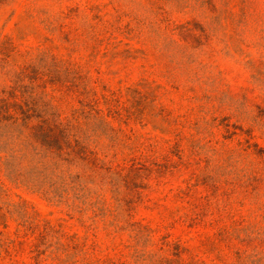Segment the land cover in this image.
<instances>
[{
	"label": "rangeland",
	"instance_id": "374dc122",
	"mask_svg": "<svg viewBox=\"0 0 264 264\" xmlns=\"http://www.w3.org/2000/svg\"><path fill=\"white\" fill-rule=\"evenodd\" d=\"M40 50L90 71L115 126L94 138L130 167L120 189L98 179L96 232L87 217L15 190L43 216L96 233L102 248L151 252L162 239L137 243L127 232L109 235V224L142 221L195 247L198 230L212 227H188L203 218L193 201L217 228L264 213V0H0V51L18 64ZM52 88L65 108L80 94L72 85ZM222 249L226 259L217 263L229 264ZM201 250L196 264H210Z\"/></svg>",
	"mask_w": 264,
	"mask_h": 264
},
{
	"label": "trees",
	"instance_id": "16d2710c",
	"mask_svg": "<svg viewBox=\"0 0 264 264\" xmlns=\"http://www.w3.org/2000/svg\"><path fill=\"white\" fill-rule=\"evenodd\" d=\"M93 37L98 44L102 40L100 34L91 32ZM0 54L5 56L0 58H6L5 83L0 85L2 260L9 264H196L201 258H196L195 251L203 248L201 251L211 257L210 264H218L226 259L222 251L226 245L229 264H264V213L254 220L217 228L207 208L198 209V202L193 201V214L203 218L202 222L186 221L188 227L195 228L203 222L206 228L212 227L211 231L198 230L195 247L172 234H159V230L142 221L129 219L122 226L109 224V235L127 232L137 243L162 239L163 246L151 252L138 246L126 252L115 244L102 248L93 238L96 233H81L68 228L62 220L43 216L15 190L38 194L64 206L69 215L87 217L92 221L88 229L96 232V209L104 204L97 194L98 179L110 180L120 189L119 182L129 179L130 167L109 159L94 138L102 127L114 131L115 126L114 115L101 105L92 86L90 71L84 72L76 63L47 50H40L39 58L31 57L18 64L11 62L5 52ZM55 85L79 89L70 107H63L56 99L52 88ZM90 212L95 215L90 216Z\"/></svg>",
	"mask_w": 264,
	"mask_h": 264
}]
</instances>
